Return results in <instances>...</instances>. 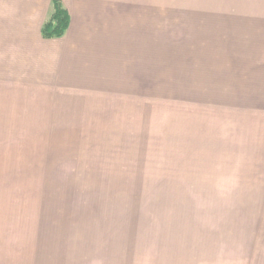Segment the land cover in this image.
<instances>
[{"label":"rangeland","instance_id":"rangeland-1","mask_svg":"<svg viewBox=\"0 0 264 264\" xmlns=\"http://www.w3.org/2000/svg\"><path fill=\"white\" fill-rule=\"evenodd\" d=\"M101 1L128 21L116 69L0 103V182L103 183L216 264L264 244V0Z\"/></svg>","mask_w":264,"mask_h":264},{"label":"crops","instance_id":"crops-1","mask_svg":"<svg viewBox=\"0 0 264 264\" xmlns=\"http://www.w3.org/2000/svg\"><path fill=\"white\" fill-rule=\"evenodd\" d=\"M60 1L69 26L51 39L41 35L51 0L36 1L28 16L18 5L0 7V103L8 110L33 109L34 94L79 86L99 76L106 61L107 68L118 64L105 54L113 55L108 47L119 46V27L128 26L119 7H104L101 0ZM106 10L114 12L112 19ZM103 186L0 182V264H216L220 259L215 247L202 254L199 247L184 248L183 233L167 230L159 215L136 204L120 211L119 199L102 192L113 188ZM249 242L223 247L220 264H264V244Z\"/></svg>","mask_w":264,"mask_h":264},{"label":"trees","instance_id":"trees-1","mask_svg":"<svg viewBox=\"0 0 264 264\" xmlns=\"http://www.w3.org/2000/svg\"><path fill=\"white\" fill-rule=\"evenodd\" d=\"M52 12L41 27V35L43 38H60L69 26V13L63 7L60 0H51Z\"/></svg>","mask_w":264,"mask_h":264}]
</instances>
